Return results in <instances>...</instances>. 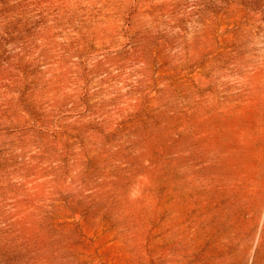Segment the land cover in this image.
Returning a JSON list of instances; mask_svg holds the SVG:
<instances>
[{"label":"rangeland","instance_id":"rangeland-1","mask_svg":"<svg viewBox=\"0 0 264 264\" xmlns=\"http://www.w3.org/2000/svg\"><path fill=\"white\" fill-rule=\"evenodd\" d=\"M0 264H264V0H0Z\"/></svg>","mask_w":264,"mask_h":264}]
</instances>
